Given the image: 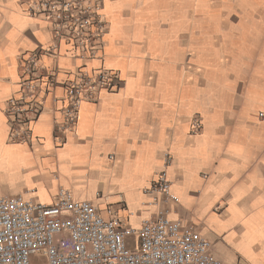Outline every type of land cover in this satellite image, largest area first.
I'll use <instances>...</instances> for the list:
<instances>
[{"label":"crops","instance_id":"crops-1","mask_svg":"<svg viewBox=\"0 0 264 264\" xmlns=\"http://www.w3.org/2000/svg\"><path fill=\"white\" fill-rule=\"evenodd\" d=\"M102 2L103 62L57 52L46 20L0 0V195L50 203L63 186L136 225L168 154L173 214L222 261L264 264V0ZM99 67L119 80L80 101L72 125L67 84Z\"/></svg>","mask_w":264,"mask_h":264},{"label":"built area","instance_id":"built-area-1","mask_svg":"<svg viewBox=\"0 0 264 264\" xmlns=\"http://www.w3.org/2000/svg\"><path fill=\"white\" fill-rule=\"evenodd\" d=\"M24 4L29 16L50 24L55 39L51 47L57 52L64 45L75 59L103 62L109 26L102 0H24ZM118 80V74L103 67L79 70L66 87L74 104L69 122H75L80 101L94 100ZM26 89L34 91L32 84ZM21 101L25 97L10 101L9 111L16 118L27 110ZM200 126L196 119L192 128L198 131ZM20 132L17 127L13 135ZM172 161L166 154L163 168L143 188L136 225L129 220L135 212L123 218L115 205L102 206L97 198L76 199L63 186L50 203L29 194L0 195V264H236L218 258L198 224L173 214L170 202L178 198L167 174Z\"/></svg>","mask_w":264,"mask_h":264},{"label":"rangeland","instance_id":"rangeland-1","mask_svg":"<svg viewBox=\"0 0 264 264\" xmlns=\"http://www.w3.org/2000/svg\"><path fill=\"white\" fill-rule=\"evenodd\" d=\"M133 219V218H132ZM39 264H46V263H44V262H41V263H39Z\"/></svg>","mask_w":264,"mask_h":264}]
</instances>
